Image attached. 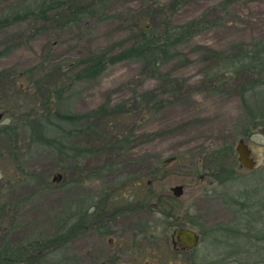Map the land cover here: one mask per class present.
I'll return each instance as SVG.
<instances>
[{"label":"rangeland","instance_id":"obj_1","mask_svg":"<svg viewBox=\"0 0 264 264\" xmlns=\"http://www.w3.org/2000/svg\"><path fill=\"white\" fill-rule=\"evenodd\" d=\"M172 2L0 0V264H264V118L253 117L264 89L247 92L256 76L212 58L264 42V0ZM154 6L159 22H214L179 47L167 76L125 60L79 78L92 55L136 41L137 14ZM81 10L97 14L71 19ZM67 114L83 116L72 137ZM64 137L74 155L55 146ZM241 138L252 170L240 168ZM179 222L201 240L174 253Z\"/></svg>","mask_w":264,"mask_h":264},{"label":"trees","instance_id":"obj_2","mask_svg":"<svg viewBox=\"0 0 264 264\" xmlns=\"http://www.w3.org/2000/svg\"><path fill=\"white\" fill-rule=\"evenodd\" d=\"M232 2H234V0H223V7L226 8V6L230 5ZM178 3H183V0H175V2L170 3V5L174 7ZM61 4V2L51 4V7L58 8L59 6H62ZM158 13L163 12L160 7L154 6L146 15L143 14L142 16H138L137 14V40L111 56L105 54L92 55L84 61L83 64L85 67L83 68V71H81L79 78H84L85 76L86 78L94 79L100 74L102 75L103 71H105L110 64L125 60L141 63L143 67L142 73L144 75L159 72L160 74L167 76V74L163 72L162 67L166 63L173 61L182 55V51H179V47L197 34L203 33L214 22L208 21V18H206L209 17L208 14L204 13L203 15L190 19L185 23L173 25L172 22L168 23L167 20L159 22L155 16ZM70 14L72 16L71 19H74L76 17L78 18L79 14L80 16H92L97 14V12L94 13L93 11L88 13L85 10H81L77 14H74V11H70ZM147 17H151L153 23H144L143 21ZM141 20L143 21L141 22ZM209 23L211 24L208 26ZM244 47L245 48L242 47L235 54L225 56H223L222 51H214L212 58H216V61H219L220 69L226 73H246L249 74L250 78H252L251 74L252 76H256L255 80L258 84H253L254 80L251 79V87L247 89V92L260 86L264 89V42L254 40V42ZM247 83L245 84L248 85ZM258 110L260 111V109ZM50 114H52V112L48 113V115ZM56 115H60V113L55 114V116ZM61 117L64 122H66L65 126L69 127V131H71L69 134L71 137L84 130L81 127L77 128V125L79 124L78 122L82 120L83 117L81 114H67ZM253 117L264 118V112H260L259 115L255 114ZM84 123H86V121ZM8 128L13 130L10 126ZM91 128H93V126L90 123H87L85 129L90 130ZM39 139L41 141L45 140L43 136H40ZM54 144L62 153H72L71 155H74L77 150L74 142L68 141V137H64L61 140H55ZM75 230L76 228L71 226L68 228L67 234H72Z\"/></svg>","mask_w":264,"mask_h":264},{"label":"water","instance_id":"obj_3","mask_svg":"<svg viewBox=\"0 0 264 264\" xmlns=\"http://www.w3.org/2000/svg\"><path fill=\"white\" fill-rule=\"evenodd\" d=\"M236 153L238 155V160L240 162V168L252 170L258 165L257 160L253 156V150L246 139L244 138L239 139L236 145ZM59 178H61V175H59ZM181 189L182 186L177 185L173 187V191L175 192L176 195L180 194ZM0 225H1V216H0ZM176 233L179 238L183 239L182 245L185 247L195 248L196 246H198L200 242V235L195 230L188 228H181Z\"/></svg>","mask_w":264,"mask_h":264},{"label":"flooded vegetation","instance_id":"obj_4","mask_svg":"<svg viewBox=\"0 0 264 264\" xmlns=\"http://www.w3.org/2000/svg\"><path fill=\"white\" fill-rule=\"evenodd\" d=\"M175 186H177V185H175ZM175 186H173V187H175ZM178 186H182V189H181V192H180L179 195H176L175 192L173 191V187H171V191L173 193V197L174 198L182 197L184 192H185V185L184 184H179ZM171 212H173L172 208H171ZM165 217H166V221L169 222V224H170L171 223V219L173 218L172 215H170L169 213H166ZM106 219H109V217L107 215H106V218H104V220H106ZM174 226H177V227H174L172 233L170 234V237L167 239V242H168V244H169V246L171 248V251L174 252V253H179V252H187V251H191V250L195 249L197 246L195 248H188V247L183 246L182 245L183 244V239L179 238L177 236V233H176L181 228H188V229H192V230H195V229L193 227H191L189 224L183 223V222L182 223L179 222V223H177ZM199 235H200V240H201V234H199ZM110 243L112 244L111 247H113L115 249V246H116L115 243L116 242H115L114 238L110 241ZM119 264H126V263H119Z\"/></svg>","mask_w":264,"mask_h":264}]
</instances>
